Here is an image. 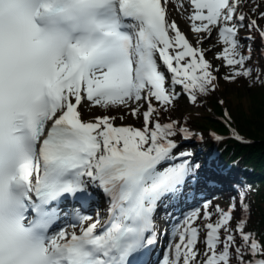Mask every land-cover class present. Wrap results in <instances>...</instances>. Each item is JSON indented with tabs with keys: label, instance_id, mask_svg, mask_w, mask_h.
Instances as JSON below:
<instances>
[{
	"label": "snow or ice",
	"instance_id": "obj_1",
	"mask_svg": "<svg viewBox=\"0 0 264 264\" xmlns=\"http://www.w3.org/2000/svg\"><path fill=\"white\" fill-rule=\"evenodd\" d=\"M170 2L0 0V264H153L157 212L176 205L189 211L155 264H264V240L247 228L251 186H234L227 209L188 205L206 165L187 144L203 134L157 118L218 89L220 65L200 46L214 27L223 78L264 84L237 38L246 24L264 39V27L241 10L248 0H189L193 44ZM91 106L105 114L85 119ZM125 110L141 125H117ZM222 119L242 141L227 107Z\"/></svg>",
	"mask_w": 264,
	"mask_h": 264
},
{
	"label": "trees",
	"instance_id": "obj_2",
	"mask_svg": "<svg viewBox=\"0 0 264 264\" xmlns=\"http://www.w3.org/2000/svg\"><path fill=\"white\" fill-rule=\"evenodd\" d=\"M260 26L264 27V18H260ZM239 30L251 34L247 28ZM254 32L258 35L257 31ZM237 38L243 45L241 52L247 54L251 47V57L246 64L255 70L253 77L259 74L260 79H264V45L258 44L254 38L247 41L239 36ZM210 62L213 66L220 65L218 89L206 97H200L202 103L197 104H191L187 96L182 95L174 102L170 111L164 112L168 119L181 122L187 120L188 127L203 134V140L191 146L197 147L200 152L196 156L199 161L204 158L206 166L201 172L200 183L194 184L191 190L187 191V198L207 193V183L221 189L218 199L229 207L231 198L236 196L234 186L238 188L240 183L250 185L248 201L251 211L247 228L255 231L258 239L264 240V84H261L260 80L253 84L244 77L228 82L223 78L228 71L223 58L215 56V60ZM219 99H224L225 105H220ZM182 102L199 108L200 112L184 110ZM177 107L183 109L179 118L175 117L176 111H173ZM224 107H227L232 115L231 128L235 129L245 142L235 139L231 129L223 122ZM136 118L132 116V119ZM123 121L125 122L124 119ZM212 131L224 139L220 142L211 140ZM198 247L202 249L204 244L201 242Z\"/></svg>",
	"mask_w": 264,
	"mask_h": 264
},
{
	"label": "rangeland",
	"instance_id": "obj_3",
	"mask_svg": "<svg viewBox=\"0 0 264 264\" xmlns=\"http://www.w3.org/2000/svg\"><path fill=\"white\" fill-rule=\"evenodd\" d=\"M182 3L184 5L183 8H176L173 6L176 4V0H171L170 5H169V14H170L172 19H175L177 21L181 31H183L185 33V35L188 37L190 42L195 44V36L193 35L192 30L190 29V22L187 19V17L190 15V13L194 10L190 9L191 7L189 5V0H182ZM252 4H258L259 5V8L257 11H264V0H248V2L241 9L250 18L255 17L258 21V24L260 25V18L261 17L257 16L256 13H254V12H249V9L251 8ZM193 22H198V21H193ZM202 34L205 35L206 39L204 41H201L200 46L204 49V52L205 51L208 52L207 54L205 53V58H207L209 61L215 60L216 50L221 48V46L224 44L222 41L219 40L218 28L214 27L210 35L207 33H202ZM241 35H243V33ZM257 40L259 43L262 42V40L259 39L258 37H257L256 41ZM169 82H170V80L167 81V83H169ZM181 105L183 106L184 110L200 112L199 108H196L190 104L187 105V103L182 102ZM173 111L174 112L176 111L175 117H177V118L181 117V115L183 113L182 112L183 109H181L179 107L175 108ZM82 112H83V116L85 119H89V118L94 117L96 115L105 114L103 108H101L100 106H91L90 108L82 109ZM111 114L116 115L117 113L115 112V110H113ZM123 115H124L125 122L123 120L119 119V115H117V120L115 121V123L117 125H121V124H125V125L131 124L134 126H140L141 125V120L139 118H136V120L132 119V115L130 113H128L127 110H125L123 112ZM158 118L161 120V122H167V120H168V118L164 112ZM211 202H212L211 205L212 204L213 205L218 204L221 207H224L225 209L228 208L227 204H224L221 201H218L217 198H215L214 200H211ZM201 207H202V205H201Z\"/></svg>",
	"mask_w": 264,
	"mask_h": 264
},
{
	"label": "bare ground",
	"instance_id": "obj_4",
	"mask_svg": "<svg viewBox=\"0 0 264 264\" xmlns=\"http://www.w3.org/2000/svg\"><path fill=\"white\" fill-rule=\"evenodd\" d=\"M190 7H191V6H190ZM190 9L194 10L192 7H191Z\"/></svg>",
	"mask_w": 264,
	"mask_h": 264
}]
</instances>
